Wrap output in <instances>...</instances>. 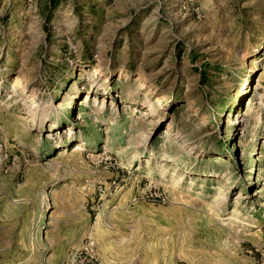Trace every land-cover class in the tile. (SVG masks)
<instances>
[{
	"label": "rangeland",
	"instance_id": "374dc122",
	"mask_svg": "<svg viewBox=\"0 0 264 264\" xmlns=\"http://www.w3.org/2000/svg\"><path fill=\"white\" fill-rule=\"evenodd\" d=\"M0 264H264V0H0Z\"/></svg>",
	"mask_w": 264,
	"mask_h": 264
},
{
	"label": "bare ground",
	"instance_id": "6f19581e",
	"mask_svg": "<svg viewBox=\"0 0 264 264\" xmlns=\"http://www.w3.org/2000/svg\"><path fill=\"white\" fill-rule=\"evenodd\" d=\"M21 118L25 119V120H26L29 124H31V125L36 124V119L33 118V117H31V116H29V115H21ZM257 159H259V158H257ZM254 169H255V168H254ZM249 176H250V175H249ZM249 178H251V176H250Z\"/></svg>",
	"mask_w": 264,
	"mask_h": 264
}]
</instances>
